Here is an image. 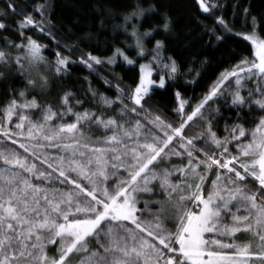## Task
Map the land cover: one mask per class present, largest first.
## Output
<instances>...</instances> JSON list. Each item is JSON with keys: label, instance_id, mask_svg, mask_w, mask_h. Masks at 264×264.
<instances>
[{"label": "snow or ice", "instance_id": "obj_1", "mask_svg": "<svg viewBox=\"0 0 264 264\" xmlns=\"http://www.w3.org/2000/svg\"><path fill=\"white\" fill-rule=\"evenodd\" d=\"M195 3L209 16L219 7L210 0ZM4 5L0 19L22 17L17 22L22 41L0 37L5 40L0 66L15 65L21 76L36 71L26 89L48 86L41 68L63 78L74 62L56 52L53 64L42 55L47 46L24 32L38 29L56 40L50 30L56 25L44 15L47 6H35L41 17L36 20L18 11L15 0ZM242 14L251 30L233 35L250 42L251 57L221 72L195 105L177 91L175 121L145 108L154 85L163 89L167 83L165 76L158 85L152 78L161 41L152 62L139 66L134 87H118L124 97H117L120 111L107 118L90 109L76 111L84 101L72 92L54 105L41 104L35 95L28 100L26 90H10L11 99L0 105V264H264V16H252L249 8ZM137 15L143 10L125 20ZM214 23L232 33L222 16ZM164 28H170L167 18ZM8 29L0 22V30ZM205 34L209 42L224 39L215 27ZM132 35L144 55L142 39L135 30ZM11 49L24 55L13 57ZM86 55L80 62L90 69L104 63ZM115 55L135 63L120 49ZM169 61L163 67L175 79L178 67ZM107 63H115V56ZM101 101L108 107L115 103ZM219 101L235 115L224 117L220 107L209 110L210 102ZM65 117L74 122L64 123ZM192 127L197 134H188ZM85 129H102L104 138L95 143L103 146L90 144ZM174 157L180 165L173 164Z\"/></svg>", "mask_w": 264, "mask_h": 264}, {"label": "trees", "instance_id": "obj_2", "mask_svg": "<svg viewBox=\"0 0 264 264\" xmlns=\"http://www.w3.org/2000/svg\"><path fill=\"white\" fill-rule=\"evenodd\" d=\"M15 2L19 5L18 11L22 8L25 12L32 14L36 20H40L41 17L34 11L35 6L38 4L47 6V12L44 15L46 18L50 17L51 22L56 25L55 28H50L56 40L49 39L38 29H25V35L47 46L42 55L53 64L56 60V52L69 57L74 63L69 66L68 73L63 78L57 77L51 69L41 68L39 72L47 75L48 86L41 88L37 84L35 89H26L25 85L28 79L37 77L36 71H32L30 75L21 76L15 65L10 69L0 66V71H4L7 77L0 80V105L11 99L9 95L11 89L28 91V100L35 95L41 104L54 105L59 104L60 97L65 92H72L76 99L84 101L83 106L77 107L76 111L83 112L90 109L97 113L103 112L106 118L120 111L117 97L121 99L124 97L118 91V87L120 89H124L125 86L134 87L139 76L138 63L129 65L122 60L121 56L115 55L118 48H124L131 55L137 52L134 47L127 45L130 36L126 32V26L132 22V19L126 21V16L143 10V17L139 22L140 29L154 30L146 40L147 46L152 48L157 40L163 42L164 47L159 53V62L152 66L155 72L154 77L165 76L167 83L163 89L153 87L151 98L145 104V108L150 107L154 113H159L169 121L176 120L174 109L178 105L175 95L177 91L185 100L195 105L209 91L221 72L240 63L241 57L252 55L250 42L233 33L225 32L222 27L215 25L214 18L222 16L233 29L250 30L244 26L243 9L249 8L252 16L258 18L264 16V0H210L212 4L219 6L212 10V16L201 12L195 0H15ZM237 5L239 7H236ZM4 7V0H0V10ZM137 16L131 18L136 19ZM166 18L170 21L168 30L164 28ZM21 19V16L11 14L6 19H0V22L9 25L8 31L0 30V37L6 38L9 42L20 43L22 37L17 33V22ZM213 27L216 28V35L224 37L223 40L217 41L213 37L209 42V36L205 34L206 28ZM56 41H59V46ZM4 47L5 40L0 39V48ZM68 49L73 50L69 52ZM5 50L9 49L5 48ZM10 51L13 57L24 55L16 49ZM87 53L100 58L104 63L93 64L91 69L88 68L80 62L82 58L87 59ZM154 55L156 52L149 51L137 59L152 62ZM114 56L115 63H107ZM169 58L174 60L178 67L175 79L168 78L167 70L163 67L164 64L170 63ZM197 73L200 75L198 76ZM92 92L96 93L94 97ZM101 97H106L115 103L108 107L102 103ZM125 103L131 102L125 100ZM216 107H220L224 117L235 115L223 101L210 102L209 110ZM187 110L191 111L190 108ZM22 114L32 115L31 113ZM38 116L39 113H36L32 115V118L36 119ZM63 122L72 123L74 118L65 117ZM223 125L224 121L221 120L218 131L221 137L224 136ZM13 131H15L14 126ZM198 131L197 127H192L188 130V134L195 135ZM85 134L86 137L91 138L90 144L97 147L103 146L95 143L104 138L102 129H93L92 132L85 129ZM107 135L110 136L111 133ZM14 139L25 142L22 137L17 136ZM8 143L11 145V141ZM11 147L23 152L18 144ZM172 162L180 165L178 158L174 157ZM184 163L186 164L187 161Z\"/></svg>", "mask_w": 264, "mask_h": 264}, {"label": "rangeland", "instance_id": "obj_3", "mask_svg": "<svg viewBox=\"0 0 264 264\" xmlns=\"http://www.w3.org/2000/svg\"><path fill=\"white\" fill-rule=\"evenodd\" d=\"M129 16H131V15H129ZM142 17H143V15H142V16L138 15V16L136 17V19H135V18H131V19H132V22L129 23V24L126 26V32H127V33L129 34V36H130V40L127 41V45H128V47H134V48L136 49V51H137L136 54H135V55H131V54H129L124 48H118V49H120V50L124 53V55H126L129 59L133 60V61L135 62L134 64H137V63H138L139 66L142 65V64H149L150 62L145 61V60H138L137 57H139V56L142 57V56L146 55L149 51H154V52H155L156 42H157V41H161V40H157L152 48H150L149 46H147V44H146V40H147V39L153 34L154 30H152V29H149V30H141V29H140V24H139V22L141 21ZM128 21H129V20H128ZM134 30L137 32V35H139L140 38L142 39L144 55H139L140 49L137 47V44H136V37L132 35V32H133ZM250 30H251V29H250ZM250 30H236V29H233V28H232V33H246V32H248V31H250ZM146 32H150L151 35L144 36V33H146ZM225 32H226V31H225ZM240 37H242V36H240ZM161 42H162V41H161ZM160 52H162V49L160 50ZM160 52H159V53H160ZM121 58H122V60H124V59H123V56H121ZM124 61H125V60H124ZM125 62H126V61H125ZM153 70H154V67H153ZM154 73H155V72L153 71V77H152V78L156 81V83H157V85H158L159 78H155V77H154ZM154 87H156V86L154 85Z\"/></svg>", "mask_w": 264, "mask_h": 264}, {"label": "crops", "instance_id": "obj_4", "mask_svg": "<svg viewBox=\"0 0 264 264\" xmlns=\"http://www.w3.org/2000/svg\"><path fill=\"white\" fill-rule=\"evenodd\" d=\"M241 214H245V213H241Z\"/></svg>", "mask_w": 264, "mask_h": 264}]
</instances>
